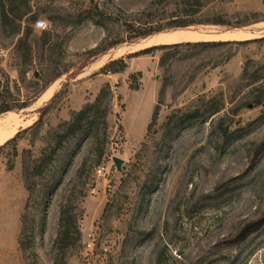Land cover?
Here are the masks:
<instances>
[{
    "label": "rangeland",
    "instance_id": "rangeland-1",
    "mask_svg": "<svg viewBox=\"0 0 264 264\" xmlns=\"http://www.w3.org/2000/svg\"><path fill=\"white\" fill-rule=\"evenodd\" d=\"M25 1L30 13L19 20ZM172 1L0 0V93L9 92L11 105L29 104L0 119L33 118L0 145V264H264V103L248 107L264 90V39L240 46L225 65L201 67L184 90L215 51L174 64L187 48L169 49L163 68L161 50L127 58L119 73H99L113 56L90 68L119 48L126 51L118 57L135 51L127 46L145 38L128 40L139 31L168 25ZM220 5L264 12L262 0ZM263 26L238 29L257 38ZM164 77L170 84L160 96ZM106 84L113 97L105 119L103 101L79 132L63 136L73 112ZM61 209L81 235L63 250L55 243Z\"/></svg>",
    "mask_w": 264,
    "mask_h": 264
},
{
    "label": "trees",
    "instance_id": "trees-1",
    "mask_svg": "<svg viewBox=\"0 0 264 264\" xmlns=\"http://www.w3.org/2000/svg\"><path fill=\"white\" fill-rule=\"evenodd\" d=\"M216 2L222 3L223 0H173V13L174 18L171 19L168 25L159 26V27H150L147 30L139 31L138 34L134 35L132 39L128 40V42H135L138 39L146 38L149 35L159 33L166 29H179L185 28L189 26H217L221 27L224 30H234L241 27L249 26L258 22L264 21V12L256 9H246L243 11L236 10L232 13L226 12L223 6L220 5L215 7L214 4ZM262 4L264 6V0H262ZM24 9L19 14L15 15V17L19 20L24 18L25 16H29L30 10L28 7V2L23 3ZM11 10L3 11V16L7 17L11 14ZM31 22H34V19H30ZM130 28V25H127ZM264 36L257 38H249L244 40H199V41H185L178 43H170V44H158L152 45L148 47H144L142 49L136 50L134 52L127 53L125 56H119L113 60L108 61L99 69V73L103 74H115L122 72L127 67L126 59L153 54L155 51H163L162 55L159 59V67H164L169 60L173 59V56L169 52V49H177V48H187V54L184 57H179L174 59V64L180 63V61H189V60H197L203 53L209 51H215L214 55H206L204 56L200 63L195 66L194 71H192L190 79L181 85V90H184L189 83L194 79L195 72L198 71L203 66H208V70L214 69L221 65L227 64L231 58L237 53L238 48L248 43L257 42L263 40ZM111 46L105 48L107 50ZM251 59H248L243 66L242 75L245 74V68L248 62H251ZM191 66L194 65V62L189 63ZM85 64H82L79 68L84 67ZM57 77V76H56ZM259 81V77H254L251 84H254ZM170 84L169 79L166 77L163 78L162 87L159 95L162 96L167 85ZM256 93L252 95V103L251 106H258L264 103V90L256 89ZM9 92L6 91L5 94L0 93V113L11 111L15 109L26 108L29 104H21V105H11L8 101ZM112 91L109 84L101 87L95 99L91 103H87L81 110L73 112L72 121L65 122L66 129L63 132V136H69L76 132H79L82 129L81 122L83 120H88L90 116V111L92 109H97L100 105L105 101V107L101 114V117L105 119L110 110V103L112 100ZM161 102V99L158 100V103ZM42 112L40 111L39 119L36 122L41 120ZM158 113V104L154 107L152 111V121L156 119ZM92 120V119H91ZM35 122V123H36ZM87 122V121H86ZM90 122V121H88ZM25 130V129H24ZM20 131L16 132L11 138L5 141L1 146H5L11 142H13ZM0 146V147H1ZM28 186V185H27ZM81 235L78 228L75 225V219L71 218L64 209H61L59 215V229L56 234L55 243L60 244L62 250L68 249L76 242L80 241ZM19 245L21 250L24 249L23 242L19 241ZM66 254V251L63 252V255ZM56 264V263H52Z\"/></svg>",
    "mask_w": 264,
    "mask_h": 264
},
{
    "label": "bare ground",
    "instance_id": "bare-ground-1",
    "mask_svg": "<svg viewBox=\"0 0 264 264\" xmlns=\"http://www.w3.org/2000/svg\"><path fill=\"white\" fill-rule=\"evenodd\" d=\"M264 27V26H263ZM251 37H255L253 33L244 32L241 29L236 31L223 30V31H213V32H204L199 30H191V29H180L175 30L173 32H164L155 34L152 36H148L147 38L141 40L140 42L130 44L127 48L130 50H137L144 47L158 45V44H170V43H178V42H187V41H199V40H244ZM126 48H119L114 50L108 54L102 56L100 60L91 64L90 68H97L102 65V61L108 58L109 56L118 57L121 53L124 52ZM126 51V50H125ZM104 62V61H103ZM53 92V85H50L43 94L37 99L36 103L39 104L42 101L48 99ZM40 105V104H39ZM30 117L23 120L18 115L10 112L5 117L0 119V145L3 144L6 140L12 137L18 127L24 125H28L32 122Z\"/></svg>",
    "mask_w": 264,
    "mask_h": 264
},
{
    "label": "built area",
    "instance_id": "built-area-1",
    "mask_svg": "<svg viewBox=\"0 0 264 264\" xmlns=\"http://www.w3.org/2000/svg\"><path fill=\"white\" fill-rule=\"evenodd\" d=\"M36 28H44L45 27V22L42 20H37L34 25ZM98 172L100 171L99 169L97 170ZM87 246H90V243L87 244Z\"/></svg>",
    "mask_w": 264,
    "mask_h": 264
},
{
    "label": "water",
    "instance_id": "water-1",
    "mask_svg": "<svg viewBox=\"0 0 264 264\" xmlns=\"http://www.w3.org/2000/svg\"><path fill=\"white\" fill-rule=\"evenodd\" d=\"M138 50H139V49H138ZM135 51H136V50H135ZM133 52H134V51H133ZM248 107L250 108V107H251V104H250ZM113 161H114L116 167L118 168L119 165H120V163H121V159H119V158H117V157H114V158H113Z\"/></svg>",
    "mask_w": 264,
    "mask_h": 264
},
{
    "label": "crops",
    "instance_id": "crops-1",
    "mask_svg": "<svg viewBox=\"0 0 264 264\" xmlns=\"http://www.w3.org/2000/svg\"><path fill=\"white\" fill-rule=\"evenodd\" d=\"M255 1H256V0H247V3H249V4H250V3H255ZM248 9H252V8H248ZM256 10H257V9H256ZM258 23H260V22H258ZM258 23H255V24H258Z\"/></svg>",
    "mask_w": 264,
    "mask_h": 264
}]
</instances>
